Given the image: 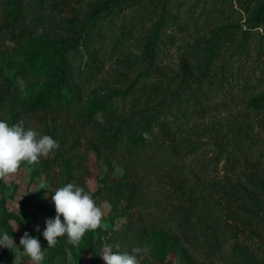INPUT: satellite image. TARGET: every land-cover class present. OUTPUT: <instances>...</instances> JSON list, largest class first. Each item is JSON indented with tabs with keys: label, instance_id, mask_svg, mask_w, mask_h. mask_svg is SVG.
Here are the masks:
<instances>
[{
	"label": "rangeland",
	"instance_id": "rangeland-1",
	"mask_svg": "<svg viewBox=\"0 0 264 264\" xmlns=\"http://www.w3.org/2000/svg\"><path fill=\"white\" fill-rule=\"evenodd\" d=\"M35 1L25 0L30 13L20 39L12 37L0 11L1 67L6 59L27 63L28 52L42 54L46 40L73 41L84 34L94 6L103 0H80L73 4L79 11L45 6L33 17ZM263 3L113 2L112 10L97 21L101 25L91 28L86 44L73 51L78 104L61 113H20L19 125L50 135L59 148L38 164L22 165L0 185V233L6 231L17 244L12 250L0 247V264H30L19 241L28 232L24 226L35 233L39 226L43 232L46 219L55 218L51 197L66 184L68 169L63 152L75 166V180L87 190L104 186L110 176H124L135 182L138 196L130 229L127 218L113 222L110 206L97 202L105 215L101 228L86 233L92 246L81 260L79 251L66 247L60 264H104L100 255L105 244L120 253L142 249L140 264H264V164L256 169L242 161L227 169V156L238 154L234 136L240 131L245 132L250 161L264 155ZM185 57H190L191 76L183 70ZM37 70L34 80L45 83L48 64L42 60ZM4 85L0 76V88ZM13 90L21 100L26 97L23 81ZM179 101L182 110L175 109ZM94 104L105 109L92 115ZM144 118L153 128L143 133L137 151L101 145L106 131ZM48 157L49 167L34 175L32 168ZM28 194L34 206L23 209ZM245 202L258 214L257 225L248 230L230 220ZM196 207L199 215L192 218L194 225H187L184 213ZM8 212L19 214L23 223Z\"/></svg>",
	"mask_w": 264,
	"mask_h": 264
},
{
	"label": "trees",
	"instance_id": "trees-1",
	"mask_svg": "<svg viewBox=\"0 0 264 264\" xmlns=\"http://www.w3.org/2000/svg\"><path fill=\"white\" fill-rule=\"evenodd\" d=\"M80 0H36L34 9L37 11L33 13V17H36L40 13L42 7H52L53 9L63 12L68 10L79 11V8L73 6L74 3H78ZM262 1V0H258ZM116 0H103L101 3H97L94 6V15L89 19V24L85 28V33L74 39L73 41L57 38L56 40H46L42 54L38 52H28L29 60L27 63L22 64L20 62L13 61L11 59L5 60L6 67L0 66V76L4 82V87L0 88V120L6 121L9 125H17L20 120V113L22 111H41L50 110L57 113L69 111L75 105L78 104L80 99V85L75 82L72 77L76 72V55L74 49L77 46L86 44L88 41L89 32L92 27H99L101 23V17H104V12H110L111 5ZM25 0H0V11L4 13V19L7 23V27L11 26V35L13 38L20 39L27 15L30 11L24 6ZM39 9V10H38ZM264 11V3L260 7V12ZM34 20V18H33ZM98 21V22H97ZM153 51V50H152ZM0 54H3L0 51ZM190 57H185L182 60L184 73L188 76L192 75V70L189 66ZM48 64L50 73L45 83H39V72L37 70L38 65L42 62ZM18 81H23L25 84L26 97L21 100L20 96L13 90L14 86L18 84ZM105 107L94 104L91 108V114L95 115L99 113ZM177 110L183 109L181 101L177 102L175 107ZM6 114H9L6 117ZM163 130L165 133H170L168 123L162 122ZM153 128L149 119H137L133 121H126L118 124L116 127L104 133L100 143L106 148L113 150L126 149L128 152H134L138 150L140 145H143L144 140L143 133H151ZM245 132H238L234 138H236L238 154H229L227 156L230 164L228 165V171L232 167L238 166L240 163L247 162L256 169L264 164V155L260 154L255 161L251 162L248 156L250 152L247 148L246 141L244 139ZM251 136V135H250ZM63 160L67 164V183H74L79 187L82 186L78 180H75L72 170L75 168L71 162V157H68L65 152L62 153ZM51 158H47L40 166L33 167L34 175H41L44 168L49 165ZM243 161V162H242ZM251 162V163H250ZM245 164L244 167H248ZM49 167V166H48ZM4 180H0V185ZM80 183V184H79ZM91 192V191H90ZM93 198L97 202L105 201L109 206V217L113 222L120 220L121 218H127V226L130 229L134 220L135 213L134 208L137 201V188L135 182L130 181L124 176H110L107 183L104 186H100L97 190L91 192ZM244 199V198H241ZM34 206L33 196L28 194L22 201L21 207L23 209H29ZM249 203H242L236 210H233L230 215V220L233 224L242 225L244 230H248L257 225L256 219L257 213L253 208H249ZM199 208L189 213H184L185 222L187 225H194L193 217L199 215ZM9 218L15 219L18 222H22L19 214L12 212L7 213ZM23 223V222H22ZM23 225V224H22ZM240 227V226H239ZM26 231L40 240L42 247L45 248L47 257L44 264H60L66 247H71L73 250L79 251V257L81 260L86 251L92 246L91 234H85L78 246H74L67 242V236L59 237L54 247L48 248L47 241L42 235V231H31L27 226H24ZM220 248V247H219Z\"/></svg>",
	"mask_w": 264,
	"mask_h": 264
},
{
	"label": "clouds",
	"instance_id": "clouds-1",
	"mask_svg": "<svg viewBox=\"0 0 264 264\" xmlns=\"http://www.w3.org/2000/svg\"><path fill=\"white\" fill-rule=\"evenodd\" d=\"M58 148L59 142L50 135H42L31 128L26 130L22 125H9L0 120V180L11 178L24 164H38L41 157L48 156ZM54 192L51 199L56 215L55 218L46 219L42 233L48 248L54 247L62 236H67L69 244L78 246L87 232L102 227L105 209L97 204L90 191L74 183H67ZM16 230L18 225L13 229ZM39 230L37 226L36 231ZM19 244L30 264H44L46 251L38 238L25 232ZM0 247L12 250L17 244L5 231L0 233ZM115 247L118 249L119 246ZM141 251L140 248H134L132 254L114 252L112 245L105 244L100 257L104 264H140L138 255Z\"/></svg>",
	"mask_w": 264,
	"mask_h": 264
}]
</instances>
